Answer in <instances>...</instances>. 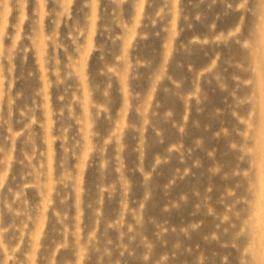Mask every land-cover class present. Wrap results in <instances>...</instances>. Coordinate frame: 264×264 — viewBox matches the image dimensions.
Here are the masks:
<instances>
[{
  "label": "rangeland",
  "instance_id": "rangeland-1",
  "mask_svg": "<svg viewBox=\"0 0 264 264\" xmlns=\"http://www.w3.org/2000/svg\"><path fill=\"white\" fill-rule=\"evenodd\" d=\"M263 27L264 0H0V264H264Z\"/></svg>",
  "mask_w": 264,
  "mask_h": 264
},
{
  "label": "bare ground",
  "instance_id": "bare-ground-1",
  "mask_svg": "<svg viewBox=\"0 0 264 264\" xmlns=\"http://www.w3.org/2000/svg\"><path fill=\"white\" fill-rule=\"evenodd\" d=\"M260 40H261L260 49L262 50L261 54L264 55V27L261 30ZM262 76H264L263 72H262ZM261 84H262L261 87L263 89V94H262L263 98H261L262 104L260 103V105H262V106H261V110H260V117H261L260 120H261V122H260V125H259V139H260L259 140L260 141L259 144H260V146L263 145L262 148L264 149V77L262 79V83ZM262 230H264V229H262Z\"/></svg>",
  "mask_w": 264,
  "mask_h": 264
}]
</instances>
